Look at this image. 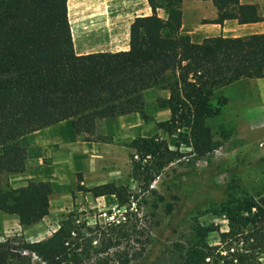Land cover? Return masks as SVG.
<instances>
[{
	"label": "trees",
	"instance_id": "obj_1",
	"mask_svg": "<svg viewBox=\"0 0 264 264\" xmlns=\"http://www.w3.org/2000/svg\"><path fill=\"white\" fill-rule=\"evenodd\" d=\"M199 1H209L216 11L208 23L264 22L255 4ZM146 3L151 13L132 20L127 51L75 55L66 0H0V213L14 216L21 228L47 215L51 185L48 181H28L19 188L9 186L8 176L24 171L26 153L20 137L68 120L82 141H95L96 122L100 120L131 113L146 120L143 93L159 90L167 97L156 98L155 104L167 110L168 118L156 127L167 136H175L194 156L204 157L215 149L206 121L218 115L225 103L223 98L212 103L215 91L239 79L264 78V33L218 36L194 44L179 34L181 0ZM157 10L163 13L162 18ZM129 148L144 160L141 165L133 164L132 175L146 190L181 156L165 141L153 137L133 139ZM195 178L202 182L200 186L196 183V189L217 190L212 204L221 208L227 230L215 231L216 245L196 241L185 250L180 263L262 264L264 194L244 196L239 189L212 184L202 172ZM81 190L93 198L112 196L117 207L130 202L127 189L113 183ZM149 192L161 200L154 190ZM76 221L75 214L66 215L43 240L25 242L13 237L1 241L0 264H108L111 257L105 253L111 249L115 261L126 264L129 257L119 250L123 242L144 245L143 253L130 255L137 262L156 246V239L148 234L140 241L144 233L133 225L128 230L120 221H112L107 230L87 229L84 236ZM196 232L204 236L208 229ZM97 234L96 250L90 243ZM91 253L97 256L92 259Z\"/></svg>",
	"mask_w": 264,
	"mask_h": 264
},
{
	"label": "rangeland",
	"instance_id": "obj_2",
	"mask_svg": "<svg viewBox=\"0 0 264 264\" xmlns=\"http://www.w3.org/2000/svg\"><path fill=\"white\" fill-rule=\"evenodd\" d=\"M251 1L264 16V0ZM142 97L146 120L136 113L100 120L96 122L95 141H82L74 134L68 120L57 126L64 133L63 145L57 142L51 150L34 149L36 141H32L30 153L39 154L37 159L41 169L46 171L45 177L52 179L48 212L27 228H21L14 216L2 213L0 242L13 237L25 242L43 240L58 228L66 215L73 213L84 236L87 229L107 230L108 222L120 221L128 230L133 225L142 231L140 241L146 234L156 239V246L138 262L130 255L143 253L144 245L133 240L120 244L119 250L129 257L126 264H181V257L192 244H217L215 231L227 230L221 208L212 204L218 197L217 190L198 186L196 189L202 182H196L195 176L202 172L203 178L212 184L239 189L247 197L264 194V78L239 79L215 91L212 103L215 98H223L225 103L218 115L206 121L215 149L204 157L194 156L175 136H167L156 127L158 122L168 118L167 110L155 104L156 98L167 97L166 92L148 90ZM151 137L165 141L169 149L181 156L168 164L146 190L132 175L133 164L141 165L144 160L138 154L134 157L129 143L136 138ZM25 163L32 167V162ZM105 183L124 186L131 195L130 202L117 207L112 196L93 198L81 190ZM150 189L160 195L161 200H155ZM1 217H6L5 221H1ZM196 229L200 233L201 229L208 232L203 236ZM97 238L98 234L90 243L96 250ZM112 250L105 253L111 257L108 264H120L115 261ZM91 255L92 259L97 256ZM261 262L264 264V257Z\"/></svg>",
	"mask_w": 264,
	"mask_h": 264
},
{
	"label": "crops",
	"instance_id": "obj_3",
	"mask_svg": "<svg viewBox=\"0 0 264 264\" xmlns=\"http://www.w3.org/2000/svg\"><path fill=\"white\" fill-rule=\"evenodd\" d=\"M239 3L256 4L251 0H239ZM180 11L179 34L187 36L194 44L218 36L237 38L264 33V22L237 24L234 20H224L221 24L208 23L207 21L216 17V11L209 1L181 0ZM150 13L146 0H66V19L73 53L85 55L127 51L132 20L148 16ZM156 14L160 18L163 17L160 10H157ZM63 122L65 121L20 137L19 143L26 153L25 161L33 164L32 167H27L25 163L22 173L8 176L11 188L22 187L28 181L51 182L52 179L45 177L46 171L40 167L37 159L39 154L32 155L30 148L32 141H36L34 149L49 150L57 142L64 143V133L57 128ZM29 135L30 137H27ZM5 218L1 217V221H5Z\"/></svg>",
	"mask_w": 264,
	"mask_h": 264
},
{
	"label": "built area",
	"instance_id": "obj_4",
	"mask_svg": "<svg viewBox=\"0 0 264 264\" xmlns=\"http://www.w3.org/2000/svg\"><path fill=\"white\" fill-rule=\"evenodd\" d=\"M134 157H136V156H134Z\"/></svg>",
	"mask_w": 264,
	"mask_h": 264
}]
</instances>
